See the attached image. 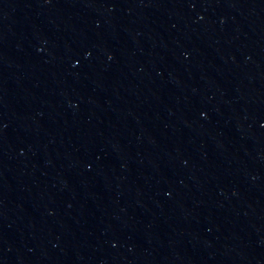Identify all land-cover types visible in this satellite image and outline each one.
Here are the masks:
<instances>
[{"label": "water", "instance_id": "water-1", "mask_svg": "<svg viewBox=\"0 0 264 264\" xmlns=\"http://www.w3.org/2000/svg\"><path fill=\"white\" fill-rule=\"evenodd\" d=\"M0 264H264V0H41Z\"/></svg>", "mask_w": 264, "mask_h": 264}]
</instances>
